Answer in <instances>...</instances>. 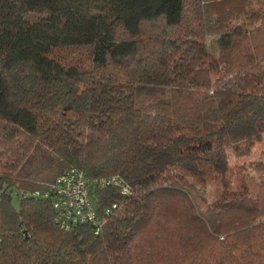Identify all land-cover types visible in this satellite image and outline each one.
<instances>
[{"label":"trees","instance_id":"obj_1","mask_svg":"<svg viewBox=\"0 0 264 264\" xmlns=\"http://www.w3.org/2000/svg\"><path fill=\"white\" fill-rule=\"evenodd\" d=\"M259 1L0 0V264H264Z\"/></svg>","mask_w":264,"mask_h":264},{"label":"built area","instance_id":"obj_2","mask_svg":"<svg viewBox=\"0 0 264 264\" xmlns=\"http://www.w3.org/2000/svg\"><path fill=\"white\" fill-rule=\"evenodd\" d=\"M116 184V179L92 180L76 168L66 170L51 185L50 191L59 227L69 231L76 222L92 224L97 228L95 234L99 233L102 224L91 201V188Z\"/></svg>","mask_w":264,"mask_h":264},{"label":"rangeland","instance_id":"obj_3","mask_svg":"<svg viewBox=\"0 0 264 264\" xmlns=\"http://www.w3.org/2000/svg\"><path fill=\"white\" fill-rule=\"evenodd\" d=\"M261 3L264 4V0H260L259 2H254L253 4L255 7H258V5H260ZM209 49L210 51H213V53L217 54V50L215 49V47L213 48L211 42H209ZM261 156H264V141H262V143L258 144L254 148V150L252 151L251 155L248 158L235 162V166L238 167L242 163L258 160L260 159Z\"/></svg>","mask_w":264,"mask_h":264}]
</instances>
